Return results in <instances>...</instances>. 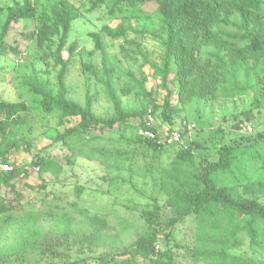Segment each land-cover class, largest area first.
Wrapping results in <instances>:
<instances>
[{"label": "rangeland", "instance_id": "374dc122", "mask_svg": "<svg viewBox=\"0 0 264 264\" xmlns=\"http://www.w3.org/2000/svg\"><path fill=\"white\" fill-rule=\"evenodd\" d=\"M64 1L71 8L74 18L66 48L75 42L77 50L92 51L94 43L88 35L100 33L112 86L119 91L130 90V94L120 95L121 105L133 109L147 106L144 98L136 96L138 87L129 76L133 74L135 79L139 76L145 78V89L154 91L155 101L161 106L166 92L160 88L154 68L159 66L164 34L161 17L155 11L156 5L153 2L123 4L110 14L108 6L90 11L91 0ZM15 3H21V0H0V32L6 8L13 7ZM56 3V0H32L38 14L45 16ZM121 22L126 28L124 37L111 40L101 32L103 26L114 28ZM35 25L39 26L40 22L20 20L12 23L4 40L10 51L0 55V101L23 102L26 108L16 117L20 123L12 127V137L4 142L10 146L18 144L16 148L12 146L9 149L7 156L18 170L25 172L12 181V186H0V203L11 208L8 224L0 226V264H64L80 258L85 260L84 264H108L114 254L117 256L116 253L132 249L135 242L146 235L148 226L142 214L152 209L155 202L164 205L165 196L159 188L160 169L168 167L177 149L166 148L156 159L151 151L144 150L142 146L127 143L135 134L139 135L138 120L125 128H93L83 140L73 138L70 148L62 146L63 141L59 137L74 126L77 119L59 125L57 113H43L39 106L40 98L30 94L22 83L23 78L35 76L51 92L57 90L60 68L54 65L52 55L57 40L54 39L49 47L38 49L34 41L26 36ZM224 30L235 32L232 27ZM67 56L64 50L62 57L65 59ZM81 62L74 52L65 79L66 96L81 105L87 95L94 96L93 111L97 115L108 116L111 113L110 103L103 86L82 72ZM92 62L100 67L98 52L94 53ZM174 72L173 65L170 73ZM238 82L243 92L232 99L207 101L193 98L181 103L176 95H172V105L180 110L173 117V125L162 121L160 111L149 124L164 133L183 122L193 124L195 131L189 139L203 144L206 161H214L217 158L215 150L222 142L239 135L253 136L264 128V68L250 63L248 70L239 75ZM169 88L173 89V86L169 84ZM247 128L251 131L248 132ZM257 148L264 157V143H258ZM39 153L49 154L52 160L62 165L56 178L51 172H38L32 165ZM195 159L196 165L200 166L201 159L197 156ZM241 164L253 176H258L255 171L258 169L260 183L252 193L244 192L241 186L238 192L264 205V162L257 159ZM223 182L228 184L230 180ZM163 212L169 214L168 210ZM56 215L70 218L68 228L71 232L86 231L88 216L104 218L108 227L106 241L92 253L79 254L77 246L69 238L70 247L61 243L62 246L56 249L60 252L56 258L49 254L41 256L37 249L20 242L21 226L29 216H37L34 227L47 240L53 243L61 241L64 227ZM193 233L192 219L185 218L173 228L168 246L158 242L155 250H171L174 264H193L187 251L192 245ZM239 249L238 252L264 261V252L256 248L252 251L247 240ZM135 259L137 264H147L139 257Z\"/></svg>", "mask_w": 264, "mask_h": 264}, {"label": "trees", "instance_id": "16d2710c", "mask_svg": "<svg viewBox=\"0 0 264 264\" xmlns=\"http://www.w3.org/2000/svg\"><path fill=\"white\" fill-rule=\"evenodd\" d=\"M56 1L48 16L38 14L32 0H21V3L6 8L0 32V55L10 51L4 40L10 25L20 20L40 22L39 26L35 25L26 34L27 39L34 41L38 49L49 47L54 39L57 40L52 53L54 65L60 68L56 92H51L35 76L23 78L22 83L30 94L40 98L39 106L43 113H57L59 125L77 119L76 124L59 137L63 141L61 145L67 148L71 147L73 138L83 140L96 127L104 130L125 128L138 120V128L150 129L146 119L148 112L153 118L160 111L162 121L173 125V117L180 110L172 105V95H176L181 103L193 98L207 101L232 99L243 92L238 77L248 70L250 63L264 68V0H91L90 11L108 6L110 14L123 4L144 5L153 2L155 11L161 17L163 52L159 66L154 71L160 81V88L166 92L163 104L157 105L154 91L145 89L143 76L135 79L130 74L138 87L136 96L144 98L147 106L138 109L123 107L120 95H128L130 90L119 91L112 86L100 33L88 35L94 43L92 51L77 50L75 42L66 48L74 20L73 12L64 0ZM229 27L234 28L235 32L224 30ZM101 32L111 40H118L125 36L126 28L121 22L114 28L103 26ZM64 50L68 54L65 59L62 57ZM74 52L82 61V72L103 86L110 103L111 113L108 116H100L93 111L94 96L87 95L83 105L67 98L65 79ZM95 52L101 56L100 67L92 62ZM83 58H86L85 61ZM173 65L175 72L171 74ZM169 84L173 89L169 88ZM25 110L23 102L0 101V155L6 161H9V149L12 146L16 148L18 144L10 146L4 142L12 137V127L20 123L16 117ZM194 131L195 128L191 134ZM260 142L264 143V128L253 136L239 135L222 142L215 150L216 160L206 161L205 146L190 139L183 147L158 146L140 134L128 139L127 143L142 146L144 150L151 151L152 157L156 159L161 157L166 148L175 147L177 151L168 167L160 169L159 188L165 196L164 205L155 202L152 209L142 214L148 226L146 235L140 237L132 249L116 253L117 256L114 254L107 263L137 264L135 258L139 257L141 262L147 264H174L171 250L164 248L156 251V244L162 242L168 246L175 225L185 218H191L194 233L192 245L187 251L193 264H264L257 257L238 252L245 240L252 251L256 248L264 252V205L238 192L241 186L244 192L252 193L260 183L259 170H255L258 176H253L241 164L257 159L264 162L257 148ZM196 156L201 159L200 166L196 165ZM66 160L69 162L68 158ZM32 165L40 173L51 172L55 178L62 169L60 163L43 153L37 154ZM13 166L12 173L0 175V186H12V181L25 172ZM225 179L230 182L223 184ZM10 210V207L0 203L1 227L8 224ZM167 210L169 214L163 212ZM36 218L29 216L22 224L20 242L37 249L41 256L49 254L56 258L60 254L56 249L62 246L61 243L70 247L69 238L77 246L79 254L92 253L107 238L108 227L104 218L88 216L86 231L71 232L68 228L70 218L56 215L63 222L64 229L61 241L53 243L34 227ZM174 246L179 247L178 244ZM118 256L121 258L118 259ZM84 262L80 258L64 264Z\"/></svg>", "mask_w": 264, "mask_h": 264}, {"label": "built area", "instance_id": "2783aa9c", "mask_svg": "<svg viewBox=\"0 0 264 264\" xmlns=\"http://www.w3.org/2000/svg\"><path fill=\"white\" fill-rule=\"evenodd\" d=\"M148 123L152 121L151 115L147 114L146 117ZM195 128L193 124L183 123L177 127L170 128L168 132L164 133V131L156 130L150 126V129L140 130L139 134L147 139L156 143L158 146H184L185 142L189 140L192 130ZM247 131L250 132L251 129L247 128ZM14 170V166L12 162L6 161L0 155V175L10 174Z\"/></svg>", "mask_w": 264, "mask_h": 264}]
</instances>
